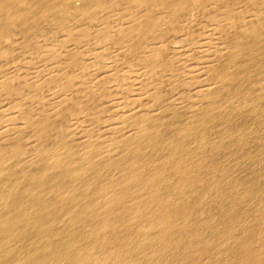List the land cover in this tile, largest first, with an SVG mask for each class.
Instances as JSON below:
<instances>
[{
    "label": "rangeland",
    "instance_id": "obj_1",
    "mask_svg": "<svg viewBox=\"0 0 264 264\" xmlns=\"http://www.w3.org/2000/svg\"><path fill=\"white\" fill-rule=\"evenodd\" d=\"M28 1H30L29 5H28ZM45 1L47 0H44V2L43 0H27V3L25 5L26 8L28 6L29 9L31 8L33 9L29 10V9L23 8L24 11L26 10L27 15L25 14L22 20L26 18L27 20H24L21 23H18L17 24L18 27L15 25H14L15 27L13 26L12 28L13 34L14 35L17 34V35L14 37V35L10 33L11 35H6L7 37L4 36L5 37V38L3 37L4 39L1 38V40H4L3 42L0 40V42H2L0 43V84H1L0 85V166H3L2 168H5L4 171H2L0 174V188H2L5 185H10L12 183L11 181L15 182L18 180L17 182H15L16 187L15 185L13 186V188L15 187V189L13 190L14 193H11L10 197L6 196L5 197L6 199L2 197L1 195L3 194L1 193L4 191V187L0 189V201L2 198H4L2 199V202H4L3 200L6 201L8 199V202H10L12 206L14 205L16 206V202H17V205L19 204L21 205L22 202H24V204L33 203L32 206L35 203V205L32 207V209L34 210V212L32 211L33 214L35 215V212L39 213V218L41 217L44 218L45 216V220L42 219L43 221L42 220L40 221L41 226L40 225L38 226L36 224L38 227L36 225L33 227L30 224L25 225L23 224L22 221H21L22 223H20V220L19 221L14 220V221H18L19 223L18 222L17 223L19 225L16 222H14L7 226H4V225L1 226V221H0V239L2 238L0 240L1 241L0 242V261H1L0 263L1 264H13L14 260L20 258L24 254L27 255L30 253L31 254L36 253L37 255L34 257V261H32L34 262L33 264H37L38 262H39L38 264H43V263L45 264L47 261L49 262L51 260L53 261L49 262L50 264H54V262L55 264H69V263L73 264L74 257L77 255L76 253H78L77 251L78 249L79 250L87 249V251L89 250L88 253L92 256L93 248H90L91 249L90 250L89 248L84 247V246H88L87 242L89 241L91 236L89 235V237L88 236L86 237L85 234L88 235L87 230L89 231V229H91L92 226L95 225L93 223H98L101 221L102 222L105 221L106 222L105 224L108 223L107 224L108 226L110 223V226L109 227L107 226L108 229L105 231L106 233L104 232V230H102L103 227L100 230L99 226L97 227L96 225L94 226V229L97 228L98 230L97 229L94 230L92 228L91 233L93 234V230H94L95 232H97V233L94 232L95 235L100 233L97 235L98 238H102V239L107 238L106 240L110 239L108 241L111 246L110 245L109 247L107 246L106 247L107 249L95 248V251H94L95 253L93 252L94 256L95 254L97 256L99 255L98 258L101 260L102 264L104 261L108 262L107 259L104 260L105 256L107 257V254H106L107 250L109 251V248L111 249L112 245H114V242L117 241V239L119 240L123 239V243L125 244L124 246L126 250L125 249L122 250L121 255H122V261L123 260H125V262L127 261L126 264L127 263L131 264L130 257H132L133 259L137 258L135 260L141 261L142 258H144V256L147 259L144 258L142 262H144L146 259V262L149 263L152 260H154L155 255L157 253L158 254L156 255L155 260L149 264H152V263L158 264V261H159V264H166V263L167 264H177V263L178 264H188V263L193 264L196 262L197 259H198L197 260L198 262H200L201 260V264H215L218 262L219 264H222V263L230 264V261L232 264V261L235 259V254L239 252V249L242 250V248L245 245V242L248 241V239H250L251 241V239L254 240L253 237L256 238L254 240L255 246L257 245L256 248L259 246L258 244H256V242L261 243L260 245H264V241L261 242V240L264 238L263 236L264 231H262L264 230V227H263L264 226V219H263L264 218V0H249L250 3L245 2L247 0H244V1L243 0H219V1L218 0H211V1L210 0H206V1L197 0V2L196 1L194 2L193 0L192 2L197 4V6L191 2L189 5L186 6L187 10L185 9L182 12L183 14L181 13L179 15H174L176 19L174 18V16H169V18L171 17V19H169L168 15H166L164 11L162 10L160 11V9L158 8L160 7L161 2L158 0L157 1L154 0L153 1L154 4L151 3V5L155 6L156 10L158 9L160 12L157 13L158 10L156 11L155 8H153L154 9L153 11H155L156 13L155 12L152 13L150 12L152 11V8L150 9L149 7H148L149 11L148 9H146V11H148V13L150 12L152 14L151 16L153 17L156 14L157 16H155L154 18L156 19V24L160 22V24L162 23L163 26H160V24H158L159 27L158 25L155 26V28L153 29L155 32L152 30V32L154 33L152 36L153 38L155 36V39L152 38L153 40L151 41V38L148 37L147 40L148 41L150 40L151 42L150 41L148 42L146 40V42L149 44L144 42L145 44L140 45L141 44L140 43L138 46H141V47L137 48L135 54L129 53L130 56L128 55V50H127L128 49L127 39L123 41L122 39H118L119 37L115 39L116 38L115 36L117 35L112 32L114 29L116 30V26H119V25L121 26V22H122L121 20L123 19L122 17H124L122 15L124 13H121L120 8L117 7L118 9H116V6H115L116 4L112 3L111 0H109L110 3L108 0H103V2H100L101 7L99 4L98 6H96L97 8H94V10L90 8L91 6L90 7L88 6V4L92 3L93 0H91L90 2L89 0H87L88 3L85 0H48V3ZM34 2L36 4L37 2H39L41 5L44 4L43 7L45 6L47 10L50 7L48 12L45 11V13L46 12L47 13L44 14V11H42L43 9L42 6H40V4L38 3L39 7H37V5ZM113 2L116 3V1L114 0ZM57 3L61 7L57 6L58 5ZM31 4L33 5L31 6ZM219 4L222 6H220ZM91 5L93 8L94 7L93 4ZM108 5L109 6L114 5L112 6L113 9L112 7H110L111 8L110 9ZM88 7L91 10L90 12L91 13L93 12L91 14L93 16V19H91V21L88 20L87 16L85 17V15H83L84 16L83 17L81 13L82 10H85V8H88ZM213 7L215 8V11ZM37 8L38 9L41 8V10L39 9L40 10L39 11ZM18 9L20 11V9L22 8H18ZM34 9H37V11ZM228 9L229 11H227ZM27 11H30L29 14H32V13L33 14L30 16ZM35 11L41 14L40 15L38 14L36 16ZM111 12L114 15L115 13H118V15L117 14L116 15L119 16L120 20L119 19L118 20L121 22L117 20V16H115L116 17L115 19L114 16H112L113 14H111ZM42 13L44 14L45 17L42 16ZM120 13L121 15H119ZM160 13H161V16L163 15L162 16L163 21H165L164 19L168 20L167 22L165 21L166 24H164L165 22L164 23L162 22V18L159 19ZM78 14H81V16ZM109 14L110 16H112V18L110 16L108 18ZM222 14H224V16ZM33 16H34V19L32 20L31 17L33 18ZM39 16L43 18L41 19V17ZM103 16L104 17L106 16L105 17L106 20H104ZM176 16H179L180 19L179 18L177 19ZM156 17H158V19ZM110 18L111 20L113 19L112 21L114 24L116 23L115 25L113 23H112L113 25L109 24L110 21L108 20H110ZM78 19L82 21L81 22L82 24L83 22L85 23L84 25L86 29L82 27L84 25L78 22ZM224 19H225V22H224ZM75 20H77L76 24H79V25L81 24L80 25L81 27H79L82 30L81 34L79 32L80 29H78L79 25H75L73 23L75 22ZM103 20L105 22H103ZM158 20L159 22H157ZM219 20H221L223 24ZM230 20L231 22H229ZM169 21L171 22V25ZM224 23L225 24L232 23V25L230 24L231 30L228 29L229 32L227 33L223 32L224 34L222 33V31H220L221 33L220 35L217 29L218 28L220 29L221 26L224 25ZM218 24H219V27L217 26ZM108 25H109V28H108ZM21 28L24 30H22ZM156 28L157 29L160 28V30H157ZM75 29L77 30L75 31ZM155 29L158 31V33H156ZM20 30H22L21 31L22 33L20 32ZM103 30L105 33L103 32ZM244 30H248V31L250 30V33L246 35L249 37H243V34H241V32ZM99 31H102L100 32L101 35L99 34V36L97 35L96 37L95 35L98 34ZM66 32H67V35H66ZM71 33H73V35L74 34L82 35V37L79 36L82 38V39L81 38L79 39V42L80 40L81 42L78 44V42L76 41L78 45H74L76 43L73 41V38L76 35H74L73 38H71L72 36ZM103 33L107 36H105ZM83 34H84L85 39H83L84 38ZM87 34L89 35L87 36ZM226 34H228V36H224ZM18 35H21V36L23 35V36L21 37ZM103 35L106 38H110V39L111 37L112 38L114 37L116 41H114L113 39H111L113 40L111 41L109 39L110 42L106 43L108 41L105 42V40L107 39H105ZM239 35L243 37L242 40L239 39L240 43H238L239 41H237L238 47L232 51L233 54L229 53L230 56L233 57V61L228 66H224L226 64L223 65L222 60L224 58L225 59L223 61L228 60V58L226 59V57H228L226 53L227 51H229L228 49L231 48V46H228V45H233L232 41L235 39V37L236 39L234 40V43H236V40L240 37ZM100 36H101V39H103L104 37L103 41L106 43V44L104 43V46L102 44L103 41L100 40ZM220 36H222L223 38ZM6 38L8 39L11 38L12 40L10 39L8 40ZM17 39L18 40L21 39V40L17 42ZM74 39H76V37ZM6 40H8V42ZM117 40H121L122 42L117 41ZM21 41L23 42V44ZM124 41H126V43ZM115 43H117L116 45L121 44L123 45V47H121V45L120 47L119 45L116 46ZM146 44L147 46H145ZM70 45H74L75 49L73 46L72 48ZM104 47H106V49ZM118 48H119V52L125 49L126 50L125 52L127 54L124 51L119 53L117 50ZM142 48L143 49L147 48L146 50L148 52L146 50H143ZM64 49L65 50L67 49V50L65 51ZM70 49L75 50L74 51L75 53L73 54L69 53L70 56L74 55L76 57V60L74 57L75 62L72 64L71 63L69 64L70 56L69 54H67L68 50ZM204 49H206V51ZM113 50L115 51V53ZM149 51L150 52L154 51L158 54L154 59H151V60L146 59L147 58L146 56L149 55L150 53ZM116 52L118 53L116 54ZM146 52L147 54L145 55ZM203 52L204 53L209 52L211 53V55L212 53H214L215 54L213 55L214 59L216 55H217L216 59H218L221 53L224 55V57L223 56L221 57L222 60L221 58H219V60H216L215 61L216 65L213 62H210L209 61L210 59H209L207 61L208 63L207 65L205 64L207 60L206 59L207 54H204ZM218 52H221V53L218 54ZM137 53L141 56H139ZM143 55L145 56L143 57ZM61 56H63L65 60L63 57H62L63 59L59 58ZM77 58H81V59H77ZM125 61L127 62L125 63ZM135 61H137L138 63L137 62L135 63ZM218 61H221V62H218ZM129 62H130V65H129ZM66 63H67V66H66ZM149 63L153 66H151ZM74 64L77 65V67ZM146 64L148 65L149 68L146 66ZM200 65L201 66L207 65L209 66V68L208 67L204 68L202 66L203 68L202 70ZM219 65H223V68L222 67L219 69L216 68ZM198 68H201L202 71ZM221 69H223V72H224L223 74L225 73L227 74V75L226 74L224 75L225 76L224 78H226V76L228 77H227V80L223 79L224 81L222 80L219 82V80H217L216 75H217V71L218 70L221 71ZM209 70H211L212 72ZM58 72H59V75H56V73ZM205 72L206 74H204ZM78 73H81V74L78 75ZM55 77L57 78L55 79ZM59 80L60 81L62 80L61 84L63 83V86L60 84V82H58V84L61 85L62 87L61 86L58 87V85L53 86L54 84H57L56 82ZM2 81L5 85L1 83ZM40 85H43L45 87L43 88ZM127 86H129L130 88ZM35 87L36 89L39 90L38 92L35 91L34 89ZM2 89H5L3 90L5 91V93L2 91ZM71 89H73V91ZM57 90H60L59 93ZM63 90H66V91H63ZM32 91H35V92L32 93ZM83 92L85 93V95L83 94ZM53 94H57L58 96L60 94V96L56 97ZM86 99H89V100H86ZM207 108H208V111H207ZM201 112H203L202 115L204 114L203 115L204 117L201 115ZM123 113L125 115L124 116L125 120L124 118H121V115H123ZM198 113H200V115L202 116V118L200 117V121L199 119H197L199 118ZM117 115L118 117H115ZM40 117H42L43 129L40 132L39 144H37L38 146L36 145V148L33 149L34 144L33 146H31L32 137L30 135L32 133L29 130L30 129L29 126L32 123L37 122L40 119ZM194 117H196V119ZM120 122H123V123H121L120 125ZM130 129L131 131H129ZM126 131L127 133H130V134H127ZM68 132L72 133L73 135H76V137L73 139H68L66 137V133ZM136 132H139V133H136ZM137 134H138L139 139L136 137ZM125 137L126 138L132 137V138L126 139ZM134 138H136L137 141L138 140L139 141L138 142L135 141L136 139ZM129 139L130 141H128ZM157 140L159 142H157ZM121 141L122 143L123 142L124 143L122 144ZM29 142H31L30 143L31 145L29 144ZM128 143L130 144L132 143V145L135 147L137 146L139 148V151H141V153L139 151L131 152L129 149L128 151L129 154H128V152L126 151L128 150L127 147H129L130 145ZM54 144H56V146H62L64 148L62 149L63 151L61 153L62 158L64 157L67 158V159L64 158L65 160H67V162L71 160L68 163V165L64 167L66 170L68 169L67 170L68 174H70L69 173L70 171L74 172V171L82 170L80 171V174L78 175L79 177H77L78 180L76 178L77 181L71 180V177L70 176L68 177L67 175H66L67 178L66 177L63 178L62 176H60V174H57V175L55 174L57 172L53 170L54 167H51L52 164H54V162L51 161L50 163V158H48L49 155H47L48 153H51V149L55 147ZM124 144L127 145L126 149H124L125 148ZM172 147H174V149ZM172 153H173L174 158L176 157L178 158L181 154H183L181 156H184L183 161H185L184 162L185 168L188 167L186 166V164L189 163L188 165L190 169L192 168V170H194L193 173L198 174L196 176L197 177L199 176V178H201L202 181L204 180V183L202 184L197 183L196 185V183L190 184L187 181L188 186H186L187 188L184 189L185 192L184 191L179 192L177 189L173 190L174 184L176 183L178 184L181 181L177 179L179 175L178 176L176 175L177 178L175 179L176 176L172 174L173 177L175 176L173 178L170 175L171 171L165 169L167 168L168 162L170 163L169 160L172 159V157L169 156V154L172 155ZM136 154L138 155L140 154V156ZM105 157L108 160L103 159ZM45 158L47 159L49 163L46 162ZM105 160L107 162H105ZM127 162H130V163L135 162L136 166L134 165V167L131 169L128 166L129 163ZM139 162H142V163H139ZM134 168H136L137 170ZM48 169L50 170V172H48L49 171ZM154 169H155V172H157L158 174L161 173L159 176L161 177L160 178L161 186H159V189L157 191H159L161 196H163L164 193L166 194L170 193V195L172 194L171 199L177 198V200L175 199L174 200L177 201V203H179V206L176 203L171 204L169 208L167 206L165 208V211H167L168 209H169L168 211H173L171 209L174 207V205H177V207L182 211L181 213L188 210V212H190L189 214L190 216L187 217V220L190 218L189 221H187L188 228L192 230L196 228V230L198 231V235H200L198 237L199 242L198 243L196 242L197 246L198 244L202 246L201 243L205 241L206 239L213 242V244H211L212 246L208 248L204 247L205 249L200 246L198 247L199 249L201 248L200 253L198 252L199 254L195 253V255H193L194 253L192 252L190 253L188 251L187 248L189 246L187 247L186 244H182V249L180 248V250L179 248H177L176 250H179L177 252L176 250L174 249L172 250L171 248L170 250H167L168 248H165V247L163 248L162 250L163 252H162L161 251L162 247H160L162 245L158 244V242L156 244L154 243L153 246H152V242H149L150 243V246H148L149 249L147 247L144 248V245L147 246V244L149 245V243L147 242L140 243L139 240H138L139 242L138 241L136 242V240L134 239H137L139 236L142 238L143 232H139L137 231V229L135 230L134 225L136 224L133 223V225H131L132 223L127 222L126 218L125 217L123 218L124 215L122 214L123 212L128 213L127 212V209H129L128 206H130L131 208L132 204L136 201L135 198H138L141 196L140 190L137 187H134L135 185H128L129 186L128 189L130 190V193H128L127 196H124L123 199L122 198L119 199V202L118 201L115 202L116 204L113 206V209L116 212L114 211L112 212L113 217L110 215L111 213L106 214V215L103 214L104 212L102 211V207L104 205V202L108 200V198L106 197L108 195H111V193L117 194L114 191L115 189L117 190L118 193L120 190L122 191V189L125 190V188L122 185H120V181L122 180L120 179V177L122 178L128 177L126 175L131 174L132 170H134L135 173H138L144 176L145 174H149V172L151 173L152 171H154ZM195 169H197L198 172L197 170L195 172ZM129 171L130 173H128ZM81 172H84L85 174L82 175ZM29 173L32 174V176L34 175L32 179H36V178L37 179L33 181L30 180L31 176H28L30 175ZM58 175L60 179L57 178ZM80 175H82L81 178H80ZM164 175H166L165 178L163 177ZM170 176L173 180L170 178ZM181 177L183 178L184 176H181ZM25 179L28 180L29 183ZM179 179H181L180 176H179ZM7 180L9 181L7 182ZM31 182H33V185H31ZM29 184L31 187L33 186L32 192L30 191L31 187H30V190H28L31 193L26 192L27 191L26 189L29 187ZM108 184L109 186L112 184L111 186L112 188H109ZM85 185L88 186L87 187L88 189H86L85 191H82V189L84 188L83 186ZM113 185H115L116 188L113 189V187H115ZM53 186L54 188L56 186V189L60 187L58 192H53ZM202 186L204 187L201 188ZM70 188L74 192V195H72L71 197H69L71 195V194L69 195V193L72 192ZM102 188L103 190H101ZM131 188L133 189L131 190ZM135 188H137L136 190H139L138 191L139 193H137ZM95 190H96V193H95ZM46 191L48 192L46 193ZM174 191H177L178 193L176 192L175 194ZM51 192H53V194ZM26 193H28V195ZM13 194L14 196L16 195L18 198L16 196L14 198ZM43 194L46 196L45 198ZM37 195L39 196L38 197L39 200L37 198ZM60 195L62 196L64 195L66 197L68 196V198H66V202L65 201H63L62 203L60 202L61 205H59L60 203L58 202L59 201L58 198ZM53 196L55 197V199ZM155 196L156 195H154V198ZM94 197L96 198L98 197V198L96 199ZM125 197L128 198V200L130 199L131 201L129 200L128 201L129 203H128ZM11 198L14 200H12ZM69 198H71V200ZM90 198L92 199L94 198L93 201L95 199L96 200L94 201L95 203L91 201V203L93 202V204L90 203L89 205L91 207L90 206L88 207L87 205L88 201L92 200ZM154 198L152 197V199ZM36 199L37 201H35ZM133 199L134 201H132ZM102 200H105V201L103 202ZM42 201L43 203H45V205L42 203ZM122 201L125 202V204ZM155 201H156V198H155ZM13 202L15 204H13ZM126 202L128 203V206L126 210L123 209L122 211L121 210L122 208L120 206L122 205L123 207L124 205H127ZM2 204L0 205V207H3V208H0V219L1 220L3 216L6 217L7 213H8L7 216H9L8 218L10 217L15 218L17 217V214H18L17 212L21 210L20 206H18V208L16 207L18 210L15 207L12 208V211L10 207H7V210H6V207L2 206ZM24 204H22V207H24L23 206ZM119 204L121 205L119 206ZM186 204L189 207H187ZM47 205L48 206L51 205V206L48 207ZM75 206L79 207L80 209L78 208L75 209ZM8 208L10 209L12 213L8 211L9 210ZM82 209L84 212L86 211V209H88L87 210L88 215L91 214L90 215L91 217L88 216L90 219L87 218V220H85L86 217L79 218L77 220V222L79 221L78 223L76 221H72L73 217H75L76 215L78 216V215L83 214L81 213L83 212ZM38 210H40L41 212L40 211L38 212ZM98 210H100L103 216L99 214L100 212ZM117 212L121 213L123 216H121ZM67 213H69V215H66ZM87 213L85 214L87 215ZM97 213L98 215L96 217ZM260 213L261 215L263 213L261 217H260ZM71 214L73 215V217ZM19 215L20 214H18V216ZM46 216H48V219H46L47 218ZM52 216L53 218H51ZM99 216L100 218H98ZM178 216L180 217V214ZM178 216L176 217L175 221L177 220V218L178 220L179 219L181 220L182 216L180 218ZM94 217L95 219H93ZM122 218L124 221L122 220ZM146 218L147 219H145L144 217L145 220H143V222L146 225L148 223H153V222H147V220L150 221L148 219L150 217H146ZM84 221H86V223ZM73 222L75 225L73 224ZM139 222L141 223L142 220ZM229 223L232 227L231 233H224L223 235L222 232L225 230V227L226 229H230V225H228ZM20 224H22V227ZM66 225L69 227L71 226L74 230L72 228H68ZM247 226L249 228H255L256 226L255 230L259 228V230L262 231L263 235H261V231H259L258 229L256 231L254 230L251 232V234L253 233L252 235L255 234V236L253 237L250 234V232L249 234H247L246 232L244 234V231H245L244 229L247 228ZM126 227H128L129 229ZM233 227H234V231H233ZM7 228H8V231H7ZM30 228H31V231H30ZM125 228L126 230H124ZM34 229H35V232L33 233ZM52 229H56V230L52 231ZM63 229H66V230H63ZM99 230L102 231V233ZM12 231L14 232L13 234H12ZM144 232L146 236L147 232L146 231ZM255 232H258V233L260 232V235H258V233H255ZM114 233H116L117 235H115ZM140 233L142 234L140 235ZM177 233L178 232L176 233L174 232L173 233L174 235L172 234L170 236L171 239H175L176 237L179 238L180 234H181L180 237H182L183 233H180V232L179 234ZM82 234H83V237H82ZM118 234L119 236L120 235L123 236L125 239L121 236H120L121 238H119ZM100 235L102 237H100ZM207 235H209L210 237ZM214 235H216L215 238H214ZM246 235L248 236L251 235V236L248 237ZM18 236H20V238ZM64 236L66 237V239ZM125 236L129 239H132L133 241L132 240L129 241L127 239V242L129 243L128 244L125 241L126 240ZM147 236H148V233H147ZM172 236H174V238ZM183 236H185V234ZM261 236L263 238H261ZM14 237H17V238H14ZM80 237L85 238V240L83 239L82 241ZM114 237L117 239H115ZM243 237H246V238H243ZM202 238H204L205 240H203ZM64 239L65 240L72 239V240H69V242L72 243L71 244L72 246L69 245L70 250H68L69 249L68 247L63 246L65 243L63 242ZM216 239L219 243L217 241H214ZM242 239L245 240L244 243ZM12 241H13V244H12ZM80 241L82 242L80 243ZM44 243L46 245H48V243L49 245L51 244L53 245L55 244V245L54 247L52 245L51 247H46ZM77 244L80 246H78ZM6 245L7 246L9 245L8 246L9 248ZM60 245L62 246L63 249L61 248ZM241 245H243L242 248H241ZM34 246H36L37 248L39 246L40 249L42 246V249H41L42 251L37 248L35 249ZM156 246L160 248L159 250L161 252L158 249H157V252L155 253H153L152 250L150 251L151 248L153 250L157 248ZM44 248L45 249L50 248V249L48 251V250H45ZM226 248L230 250L228 251ZM6 249H7V253H6ZM56 249H58V251L61 252L59 253V258H58V254H57V257L55 255L56 252L58 253ZM64 249L68 252H66ZM36 250L38 253L36 252ZM63 250L65 251V253H63L64 252ZM74 250L76 252H74ZM99 250L100 252L102 250L103 251L100 253L98 252ZM171 250L173 251V253H171L172 252ZM235 250H238V251H235ZM126 252L128 253L126 254ZM145 252H147L148 254L146 255ZM69 253H72L73 255L74 254L75 255L73 256V255H70ZM102 253L103 255L105 254L106 255L103 256ZM132 254H135V255H132ZM150 254H152V256H150ZM191 254L193 255V257ZM214 254H215V257H214ZM51 255L52 256L54 255V256L51 257ZM60 255H62V258ZM162 255L164 257H162ZM68 256H71V257H68ZM23 257H26V256L24 255ZM42 257H45L46 260L45 262L44 260L43 262L41 260V263H40V259ZM157 257L159 258L157 259ZM45 258H42V259H45ZM163 260H165V262ZM125 262L123 261L122 263L125 264ZM105 264H113V263L108 262Z\"/></svg>",
    "mask_w": 264,
    "mask_h": 264
},
{
    "label": "bare ground",
    "instance_id": "obj_2",
    "mask_svg": "<svg viewBox=\"0 0 264 264\" xmlns=\"http://www.w3.org/2000/svg\"><path fill=\"white\" fill-rule=\"evenodd\" d=\"M86 2H87V0H85ZM91 0H89V2H90ZM109 1V0H108ZM112 1V3H114V4H116L115 6H116V9H118V8H120V10H121V13H124L122 16H124V17H122L123 19L121 20V21H119L120 20V18H119V16H117L118 15V13H115V15L111 12V14H113L112 16H114V18L116 19V17L115 16H117V20L119 21V22H121V26L119 27V26H116V30L114 31L113 29H111V30H113L112 32L113 33H115L117 36H115V35H113V36H115L116 38L115 39H117L118 37V39H122V41L123 40H126L127 39V42H128V45H127V50H128V55H129V53L130 54H135V52H136V50H137V48L138 47H141V46H138L140 43V45H143V44H145L144 42H146V40H147V38L149 37V38H151V41L153 40V39H155V36H154V38H153V32H152V30L155 28V26H157L158 24H160V22H159V20L157 21V22H159L158 24H156V19H154L155 18V16H157L155 13V11H153L154 9L153 8H155V10H156V7L155 6H152L151 5V3L152 4H154V0H114V1H116V3L115 2H113V0H111ZM155 1H157V0H155ZM158 1H160L161 2V4H160V7H158L159 9H160V11L162 10V11H164L165 13H166V15H168V18H169V16H174V15H179V14H181L185 9H186V6L187 5H189L193 0H158ZM197 2V0H194V2ZM206 1V0H205ZM211 1V0H210ZM209 1V2H210ZM219 1V0H218ZM244 1V0H243ZM40 2V1H39ZM39 2H37V7H39L38 5L40 4ZM43 2H44V0H43ZM45 2H47L48 3V0L47 1H45ZM58 2V1H57ZM100 2H103V0H93V2L92 3H89L88 4V6L92 9V10H94V8H97L96 6H98L99 4H100V7H101V3ZM105 2H107V1H105ZM194 2H192V3H194ZM212 2H214V1H212ZM240 2V1H239ZM245 2H249V0H247V1H245ZM26 3H27V0H0V40H1V38H3L4 36H6V35H11V34H13V31H12V28H13V26L15 25V26H17V24L18 23H21L22 21H24V20H27V18H26V16H25V18L26 19H24V20H22L23 19V17H24V15L26 14V10L24 11L23 10V8H25V9H29L28 8V6H27V8H26ZM29 3H30V1H28V5H29ZM33 3V4H34ZM39 3V4H38ZM42 3V2H41ZM88 3V2H87ZM109 3H110V1H109ZM199 3H201V2H199ZM250 3V2H249ZM33 4H31V6L33 5ZM50 4V3H49ZM58 4V3H57ZM65 4H67V3H65ZM91 4H93V8H92V5ZM195 4V3H194ZM205 4V3H204ZM216 4V3H215ZM43 5L44 4H40V6H42V11H44V14H46L47 12H48V10H49V8H48V10H47V8L45 7H43ZM64 5V4H63ZM75 5V4H74ZM149 5H151V6H149ZM196 6H197V4H195ZM220 5V4H219ZM50 6V5H49ZM52 6V5H51ZM57 6H60L59 4L57 5ZM112 6H114V5H112ZM112 6H109L108 5V7L110 8V7H112ZM211 6V5H210ZM220 6H222V5H220ZM224 6V5H223ZM35 7V6H34ZM61 7V6H60ZM73 7V6H72ZM81 7V6H80ZM89 7L88 8H85V10H82L81 11V13H82V16L83 15H85V17L87 16L88 17V20L89 21H91V19H93V16L91 15L92 13L90 12L91 10L89 9ZM118 7V8H117ZM148 7L151 9L152 8V11H150V12H155L154 14V17L153 16H151L152 14L149 12L148 13V11H149V9H148ZM207 7H208V5H207ZM217 7V6H216ZM16 8V9H15ZM18 8H22V9H20V11H19V9ZM53 8V7H52ZM75 8V7H74ZM82 8H83V6H82ZM108 8V9H109ZM214 8V7H213ZM222 8V7H221ZM31 9H33V8H31ZM31 9H29V10H31ZM38 9V8H37ZM37 9H34V10H36L37 11ZM40 10H41V8H39ZM38 9V10H39ZM81 9V8H80ZM111 9V8H110ZM112 9H113V7H112ZM146 9H148V11H146ZM39 10V11H40ZM115 10V9H114ZM158 10V9H157ZM156 10V11H157ZM187 10V9H186ZM35 11V12H36ZM45 11H47L46 13H45ZM52 11V10H51ZM76 11V10H75ZM78 11H80V10H78ZM109 11H111V10H109ZM159 10H158V12L157 13H159L160 12ZM214 11H215V8H214ZM227 11H229V9L227 10ZM28 12V14L30 13V11H27ZM32 12V11H31ZM34 12V13H35ZM72 12V11H71ZM193 12V11H192ZM221 12V11H220ZM219 12V13H220ZM76 13V12H75ZM121 13L119 14V15H121ZM204 13V12H203ZM213 13V12H212ZM216 13V12H215ZM217 13H218V11H217ZM226 13V12H225ZM33 14V13H32ZM32 14H29L30 16L32 15ZM36 14V16L39 14H41V13H35ZM44 14L42 13V16H44ZM73 14V13H72ZM107 14V13H106ZM117 14V15H116ZM164 14V13H163ZM183 14V13H182ZM27 15V14H26ZM49 15V14H48ZM52 15V14H51ZM57 15V14H56ZM78 15H80L81 16V14H78ZM160 16H159V19H161L162 18V22L164 23L165 21L167 22L168 20H166V19H164L165 21H163V15L161 16V13L159 14ZM201 15V14H200ZM223 16H224V14H222ZM222 15H221V17H222ZM229 15V14H228ZM29 16V17H30ZM35 16V17H36ZM68 16V15H67ZM91 16H92V18H91ZM109 16H110V14L108 15V18H109ZM112 16H110L111 18H112ZM29 17H28V19H29ZM39 17H41V16H39ZM38 17V18H39ZM45 17V16H44ZM56 17V16H55ZM84 17V16H83ZM104 17V16H103ZM106 17V16H105ZM105 17H104V20H106L105 19ZM164 17H165V15H164ZM177 17V19L179 18V16H176ZM227 17V16H226ZM43 17H41V19H42ZM78 18V17H77ZM81 18V17H80ZM79 18V19H80ZM102 18V17H101ZM111 18H110V20H108V21H110V23L109 24H111V25H113L114 23H113V19L111 20ZM157 19H158V17H156ZM167 18V19H168ZM174 18H175V16H174ZM174 18H172V19H174ZM183 18V17H182ZM217 18V17H216ZM219 18V17H218ZM228 18V17H227ZM31 19L33 20L34 19V16H33V18L31 17ZM51 19V18H50ZM72 19V18H71ZM71 19H70V21H71ZM78 19V22H82V21H80ZM103 19V18H102ZM169 19H171V17L169 18ZM176 19V18H175ZM180 19V18H179ZM222 19V18H221ZM39 20V19H38ZM52 20V19H51ZM60 20V19H59ZM87 20V19H86ZM87 20V21H88ZM103 20V22H105ZM213 20V19H212ZM227 20V19H226ZM229 20V19H228ZM29 21H30V19H29ZM45 21V20H44ZM58 21V20H57ZM69 21V22H70ZM73 21V20H72ZM77 20H75V22H73L75 25H79V24H76L77 22H76ZM118 21H117V23H118ZM161 21V20H160ZM174 21V20H173ZM219 21H221V20H219ZM27 22V21H26ZM26 22H25V24H26ZM43 22V21H42ZM47 22V21H46ZM45 22V23H46ZM166 22L164 23V24H166ZM170 22V21H169ZM175 22V21H174ZM173 22V23H174ZM224 22H225V19H224ZM229 22H231V20L229 21ZM24 23V22H23ZM36 23V22H35ZM53 23V22H52ZM65 23V22H64ZM88 23V22H87ZM94 23V22H93ZM113 23V24H112ZM218 23V22H217ZM221 23H222V21H221ZM30 24V23H29ZM59 24V23H58ZM57 24V25H58ZM66 24V23H65ZM82 24V23H81ZM80 24V25H81ZM85 23L83 22V24L82 25H84ZM90 24V23H89ZM105 24V23H104ZM116 24V23H115ZM114 24V25H115ZM220 24V23H219ZM219 24L217 25L218 27H219ZM223 24V23H222ZM232 25V23H224V25H220L221 26V30L218 28L217 29V31H219V33H220V31H222V33L224 32H229L228 31V29L229 30H231V25ZM20 25V24H19ZM22 25V24H21ZM62 25V24H61ZM71 25H73V24H71ZM74 25V26H75ZM78 26V29H80L79 27H81V26ZM107 25V24H106ZM170 25H171V22H170ZM14 26V27H15ZM73 26V27H74ZM102 26H104V25H102ZM101 26V27H102ZM160 26H163L162 25V23L160 24ZM166 26V25H165ZM165 26H164V28H165ZM18 27V26H17ZM21 27V26H20ZM28 27V26H27ZM55 27V26H54ZM58 27V26H57ZM64 27V26H63ZM72 27V26H71ZM82 27H84V29H86L85 28V25L84 26H82ZM89 27V26H88ZM158 27H159V25H158ZM157 27V28H158ZM67 28V27H66ZM76 28H77V26H76ZM108 28H109V25H108ZM156 28V29H157ZM163 28V27H162ZM22 29V28H21ZM68 29V28H67ZM74 29V28H73ZM83 29V28H82ZM91 29V28H90ZM101 29H103V28H101ZM155 29V30H156ZM245 29V28H244ZM15 30V29H14ZM17 30V29H16ZM22 30H24V29H22ZM22 30H20V32L22 31ZM54 30V29H53ZM63 30H64V28H63ZM70 30V29H69ZM68 30V31H69ZM77 29H75V31H76ZM110 30V29H109ZM157 30H160V28L159 29H157ZM156 30V33H158V31ZM19 31V30H18ZM72 31V30H71ZM88 31V30H87ZM86 31V32H87ZM96 31H98V30H96ZM106 31V30H105ZM154 31V30H153ZM161 31H162V29H161ZM160 31V32H161ZM210 31V30H209ZM30 32V31H29ZM78 32V31H77ZM79 32H80V34L82 33V30L80 29L79 30ZM84 32V31H83ZM100 32H102V31H99V33L98 34H93V35H95L96 37H97V35L99 36V34L101 35V33ZM103 32H104V30H103ZM155 32V31H154ZM11 33V34H10ZM22 33V32H21ZM23 33H24V31H23ZM63 33V32H62ZM105 33V32H104ZM103 33V34H104ZM107 33V32H106ZM223 33V34H224ZM232 33V32H231ZM250 33V30L248 31V30H244V31H242L241 32V34H243V37H249V36H246V35H248ZM72 34V36H71V38H73V36L74 35H76V34H74L73 35V33H71ZM76 35V36H74V38L76 37V39H74L73 38V41L76 43V44H74V45H78L80 42H81V40H80V42H79V39L82 37V35ZM108 34V33H107ZM110 34V33H109ZM245 34V35H244ZM14 35V34H13ZM17 35V34H16ZM16 35H14V37L16 36ZM26 35V34H25ZM24 35V36H25ZM29 35V34H28ZM66 35H67V32H66ZM70 35V34H69ZM89 34H87V36H88ZM105 35V34H104ZM103 35V36H104ZM156 35V34H155ZM220 35H221V33H220ZM233 35V34H232ZM18 36H21V35H18ZM23 36V35H22ZM21 36V37H22ZM78 36V37H77ZM79 36H81V37H79ZM86 36V37H87ZM102 36V37H103ZM105 36H107V35H105ZM104 36V37H105ZM109 36V35H108ZM152 36V37H151ZM224 36H228V34H226V35H224ZM240 37L238 38V36H237V40H236V43H234V40L236 39V37H235V39L232 41V43H233V45H228V46H231V48H229L228 50L229 51H227V53H226V55H228V57H226V59L228 58V60H225V61H223L222 60V56L224 57V55L221 53V52H218V54L219 53H221V55H219V58H221V60H222V62H223V65L224 64H226V65H224V66H228L232 61H233V57L232 56H230V54L229 53H232V51L235 49V48H237L238 46V43H240V40L239 39H241L242 40V38L243 37H241V35H239ZM7 37V36H6ZM20 37V38H21ZM69 37V36H68ZM83 37H84V34H83ZM104 37H103V39H104ZM220 37H222V36H220ZM231 37V36H230ZM234 37V36H233ZM5 38V37H4ZM3 38V39H4ZM30 38V37H29ZM70 38V37H69ZM153 38V39H152ZM156 38H157V36H156ZM223 38V37H222ZM224 38H226V37H224ZM228 38V37H227ZM6 39H8V38H6ZM10 40H12L11 38H9ZM8 39V40H9ZM34 39V38H33ZM82 39V38H81ZM83 39H85V37L83 38ZM103 39H101V36H100V40H102L103 41ZM105 39H107V40H105V42L106 41H108V42H106V43H109L110 41H109V39L110 38H106L105 37ZM111 39H113L114 41H116L115 39H114V37L112 38L111 37ZM110 39V40H111ZM233 39V38H232ZM246 39V38H245ZM8 40H6L7 42H8ZM21 39H17V42L18 41H20ZM65 40V39H64ZM67 40V39H66ZM88 40H89V38H88ZM113 40H111V41H113ZM227 40V39H226ZM247 40V39H246ZM2 42L4 41V40H1ZM25 41V40H24ZM69 41V40H68ZM72 41V40H71ZM72 41V42H73ZM78 42V44H77V42ZM117 41H121V40H117ZM121 41V42H122ZM148 41V40H147ZM150 41V40H149ZM148 41V42H149ZM150 41V42H151ZM182 41V40H181ZM237 41H239L238 43H237ZM2 42H0V43H2ZM22 42V41H21ZM73 42V43H74ZM85 42H86V40H85ZM104 41H103V46H104V43H105ZM125 43H126V41H124ZM230 42V41H229ZM13 43H14V41H13ZM105 43V44H106ZM114 43V42H113ZM120 43V42H119ZM147 43V42H146ZM18 44V43H17ZM22 44H23V42H22ZM26 44V43H25ZM64 44V43H63ZM82 44V43H81ZM117 43H115V45H116ZM147 44H149V43H147ZM147 44L145 45V46H147ZM74 45H70L71 47L73 46L74 47ZM83 45V44H82ZM94 45V44H93ZM112 45V44H111ZM119 45V44H118ZM118 45H116V46H118ZM121 45V44H120ZM120 45H119V47H120ZM24 46V45H23ZM125 46V45H124ZM149 46V45H148ZM250 46H251V44H250ZM69 47V46H68ZM68 47H67V49H68ZM72 47V48H73ZM80 47V46H79ZM88 47V46H87ZM96 47H97V45H96ZM99 47V46H98ZM101 47V46H100ZM107 47V46H106ZM106 47H104L105 49H106ZM112 47V46H111ZM121 47H123V45H121ZM24 48V47H23ZM71 48V49H72ZM108 48V47H107ZM220 48V47H219ZM26 49V48H25ZM66 49V50H67ZM70 49V50H71ZM74 49H75V47H74ZM71 50V51H73V52H71L70 50H68V52H67V54H73V53H75L74 51L75 50ZM100 49V48H99ZM104 49V50H105ZM143 49V48H142ZM147 48H144L143 50H146ZM226 49H227V47H226ZM2 50V49H1ZM65 50V49H64ZM65 50V51H66ZM118 50V52H119V48L117 49ZM205 51H206V49H204ZM211 50V49H210ZM237 50V49H236ZM18 51V50H17ZM59 51V50H58ZM70 51V52H69ZM114 51V50H113ZM122 51H126L125 49H123ZM122 51H120V52H122ZM141 51V50H140ZM139 51V52H140ZM147 51V50H146ZM207 51H209V50H207ZM212 51V50H211ZM3 52V51H2ZM118 52H116V54L118 53ZM119 52V53H120ZM138 52V51H137ZM148 52V51H147ZM147 52L145 53V55L147 54ZM150 52V51H149ZM224 52V51H223ZM225 52H226V50H225ZM61 53V52H60ZM77 53H78V51H77ZM76 53V54H77ZM105 53V52H104ZM114 53H115V51H114ZM126 53V52H125ZM198 53V52H197ZM204 53V52H203ZM234 53H236V52H234ZM2 54V53H1ZM66 54V55H67ZM70 54H69V56H70ZM95 54V53H94ZM127 54V53H126ZM138 54V53H137ZM142 54V53H141ZM157 54L158 53H156V52H154V51H151L150 53H149V55H147L146 57V59H149V60H151V59H154L156 56H157ZM201 54V53H200ZM204 54H207V56H206V63L205 64H207L208 65V63H207V61L209 60L210 62H213L215 65H216V63H215V61L216 60H219V58L218 59H216V57H217V55H216V57H215V59H214V57H213V55H215L214 53H212V55H211V53H204ZM225 54V53H224ZM233 54V53H232ZM4 55V54H3ZM3 55H1V56H3ZM104 55V54H103ZM122 55H123V53H122ZM139 55V54H138ZM145 55H143V57L145 56ZM203 55V54H202ZM225 55V56H226ZM130 56V55H129ZM137 56V55H136ZM135 56V57H136ZM139 56H141V55H139ZM159 56V55H158ZM198 56V55H197ZM63 56H61V57H59V58H62ZM74 55H71L70 57H69V64L71 63H74L75 61H74ZM85 57V56H84ZM86 57H88V56H86ZM103 57V56H102ZM133 57V56H132ZM64 58V57H63ZM62 58V59H63ZM105 58V57H104ZM106 58H107V56H106ZM123 58V57H122ZM128 58V57H127ZM131 58V57H130ZM158 58V57H157ZM77 59H81V58H77ZM91 59V58H90ZM143 59V58H142ZM235 59V58H234ZM64 60H65V58H64ZM67 60V59H66ZM75 60H76V57H75ZM123 60V59H122ZM134 60V59H133ZM71 61V62H70ZM59 62V61H58ZM79 62V61H78ZM127 61H125V63H126ZM132 62V61H131ZM137 61H135V63H136ZM139 62H140V60H139ZM152 62V61H151ZM150 62V63H151ZM218 62H221V61H218ZM68 63V62H67ZM67 63H66V66H67ZM138 63V62H137ZM149 63V64H150ZM153 63V62H152ZM201 63V62H200ZM234 63H236V62H234ZM61 64V63H60ZM107 64H109V63H107ZM107 64H105V65H107ZM140 64V63H139ZM142 64H144V63H142ZM161 64V63H160ZM211 64V63H210ZM218 64V63H217ZM75 65V64H74ZM81 65V64H80ZM79 65V66H80ZM123 65V64H122ZM121 65V66H122ZM129 65H130V62H129ZM151 65V64H150ZM159 65V64H158ZM157 65V66H158ZM163 65V64H162ZM207 65H202L204 68L205 67H208L209 68V66H207ZM223 65H219V66H217L216 68H223ZM60 66H62V65H60ZM76 67H77V65H75ZM74 66V67H75ZM124 66V65H123ZM122 66V67H123ZM145 66V65H144ZM146 66L148 67V65L146 64ZM151 66H153V65H151ZM155 66V65H154ZM201 66V65H200ZM202 66H201V68H202ZM231 66V65H230ZM92 67V66H91ZM126 67V66H125ZM147 67H145V68H147ZM164 67V66H163ZM213 67V66H212ZM84 68V67H83ZM105 68V67H104ZM149 68V67H148ZM201 68H198V69H200L201 70ZM227 68V67H226ZM163 69H165V68H163ZM199 70V71H200ZM202 70H203V68H202ZM201 70V71H202ZM217 70V69H216ZM73 71H75V70H73ZM199 71H197V72H199ZM205 71H206V69H205ZM209 71H211V70H209ZM204 72V71H203ZM212 72V71H211ZM67 73V72H66ZM70 73V72H69ZM83 73V72H82ZM224 72H223V69H221V71L220 70H218L217 71V75H216V77H217V80H219V82L220 81H222L223 79H226L227 80V77L228 76H226V78H224L225 76V74H223ZM68 74V73H67ZM74 74V73H73ZM79 74H81V73H78V75ZM204 74H206V72L204 73ZM56 75H59V72L58 73H56ZM208 75V74H207ZM227 75V74H226ZM73 76V75H72ZM84 76V75H83ZM198 76V75H197ZM200 76V75H199ZM210 76V75H209ZM78 77V76H77ZM85 77V76H84ZM215 77V78H216ZM57 77H55V79H56ZM195 78V77H194ZM207 78V77H206ZM61 79V78H60ZM69 80V79H68ZM133 80H135V79H133ZM62 81V80H61ZM61 81L59 80V81H57L56 83L57 84H54L53 86H55V85H58V87L59 86H63V83L61 84ZM75 81V80H74ZM224 81V80H223ZM58 82H60V84L61 85H59L58 84ZM71 82V81H70ZM73 82V81H72ZM185 82V81H184ZM218 82V81H217ZM1 83H3V81L1 82ZM69 83V82H68ZM125 83V82H124ZM131 83V82H130ZM129 83V84H130ZM4 84V83H3ZM67 84V83H66ZM78 84V83H77ZM137 84V83H136ZM1 85V84H0ZM5 85V84H4ZM3 85V86H4ZM65 85V84H64ZM72 85V84H71ZM75 85H76V83H75ZM131 85V84H130ZM39 86V85H38ZM40 86H42L43 88L45 87V86H43V85H40ZM61 86V87H62ZM67 86V85H66ZM69 86V85H68ZM78 86V85H77ZM85 86V85H84ZM197 86V85H196ZM2 87V86H1ZM57 87V86H56ZM57 87V88H58ZM60 87V88H61ZM65 87V86H64ZM63 87V88H64ZM127 87H129V86H127ZM131 87H133V86H131ZM190 87V86H189ZM5 88V87H4ZM53 88V87H52ZM62 88V89H63ZM66 88V87H65ZM68 88H70V87H68ZM85 88V87H84ZM130 88V87H129ZM194 88V87H193ZM35 89V91H39L38 89H36V87L34 88ZM33 89V90H34ZM40 89V88H39ZM46 89V88H45ZM3 90H5V89H2V91ZM41 90V89H40ZM55 90V89H54ZM72 91H73V89H71ZM35 91H32V93H34ZM58 91V93H59V91L60 90H57ZM62 91V90H61ZM63 91H66V90H63ZM83 91V90H82ZM4 93H5V91H3ZM56 92V91H55ZM85 92H86V90H85ZM62 93V92H61ZM73 93H75V92H73ZM82 93V92H81ZM63 94H65V93H63ZM83 94L85 95V93L83 92ZM86 94H87V92H86ZM54 96H58L57 94H53ZM53 96V97H54ZM59 96H60V94H59ZM58 96V97H59ZM150 96V95H149ZM81 97V96H80ZM88 97V96H87ZM151 98V97H150ZM77 99V98H76ZM80 100V99H79ZM78 100V101H79ZM83 100V99H82ZM86 100H89V99H86ZM77 101V100H76ZM85 101V100H84ZM151 101V100H150ZM89 102V101H88ZM80 103V102H79ZM82 105V104H81ZM78 107H80V106H78ZM74 108V107H73ZM81 108H83V107H81ZM79 109V108H78ZM203 109V108H202ZM217 109V108H216ZM204 110V109H203ZM83 111V110H82ZM202 111V110H201ZM207 111H208V108H207ZM77 113V112H76ZM79 113H80V111H79ZM202 113L203 112H201V115H202ZM75 114V113H74ZM126 114V113H125ZM197 114V113H196ZM195 114V115H196ZM199 114V118H197V119H199V121H200V117L202 118V116L204 115H200V113H198ZM127 115V114H126ZM125 115H124V113H123V115H121V118H124V120H125V117H124ZM129 116V115H128ZM127 116V117H128ZM115 117H118V115L117 116H115ZM204 117V116H203ZM120 118V117H119ZM195 119H196V117H194ZM122 121V120H121ZM198 121V122H199ZM119 122V121H118ZM202 122V121H201ZM200 122V123H201ZM121 123H123V122H120V125H121ZM119 126V125H118ZM113 127V126H112ZM30 128V129H29ZM29 130H30V132L32 133L30 136L32 137H29V138H31V140H32V143L31 142H29V144L31 145V146H33V144H34V146H33V149L34 148H36V145L37 144H39V138H40V132L42 131V129H43V122H42V117H40V119L37 121V122H35V123H32L30 126H29ZM132 128V127H131ZM129 131H131V129L129 130ZM144 131V130H143ZM186 131V130H185ZM29 132V131H28ZM29 132V133H30ZM29 133H28V135H29ZM126 133H127V131H126ZM136 133H139V132H136ZM127 134H130V133H127ZM133 134H134V132H133ZM139 135H141V134H139ZM128 136V135H127ZM126 136V137H127ZM132 136V135H131ZM134 136H136V135H134ZM133 136V137H134ZM66 137L68 138V139H73V138H75L76 137V135H73L72 133H70V132H68V133H66ZM125 137V138H126ZM137 138H138V134H137V136H136ZM141 137V136H140ZM28 138V137H27ZM124 138V137H123ZM128 138H132V137H128ZM128 138H126V139H128ZM134 139H136V138H134ZM139 139V138H138ZM150 139V138H149ZM148 139V140H149ZM198 139V138H197ZM202 139V138H201ZM200 139V140H201ZM27 140H29V139H27ZM124 140V139H123ZM122 140V141H123ZM133 140V139H132ZM155 140V139H154ZM122 141H121V143H122ZM125 141V140H124ZM128 141H130V139L128 140ZM127 141V142H128ZM135 141H137V139L135 140ZM139 141V140H138ZM137 141V142H138ZM126 142V143H127ZM157 142H159L158 140H157ZM124 143V142H123ZM122 143V144H123ZM125 143V144H126ZM124 144V149H126V146L127 145H125ZM128 144H130V143H128ZM58 145V144H57ZM38 146V145H37ZM54 148H52L51 149V153H48L47 155H49V157L48 156H46V157H48V158H50V163H51V161L52 162H54V164H52V166L51 167H54V171H56L57 173H55L56 175L57 174H60V176H62L63 178H67V176L69 177H71V180H76V178L77 177H79L78 175L80 174V171H82V170H78V171H74V172H72V171H70L69 173L70 174H68V169L66 170L64 167L66 166V165H68V163L71 161V160H69V162H67V160H65V159H67V158H65L64 156V158H62L61 156V153H62V149H64L62 146H56V144H54ZM176 147V146H175ZM128 148V150H126L127 152L129 151V149H130V151L131 152H138L139 151V148L136 146H133L132 145V143L129 145V147H127ZM173 149H174V147H172ZM122 149V148H121ZM175 151H176V149H175ZM130 152V153H131ZM140 153H141V151H139ZM173 152V151H172ZM128 154H129V152H128ZM132 154V153H131ZM136 155H138V154H136ZM175 155V154H174ZM181 155H183V154H181ZM179 156L178 158L176 157V158H174L173 157V153H172V155H170L169 154V156L170 157H172V159L171 160H169L170 161V163L168 162V164H167V168H165V169H167V170H169V171H171L169 174L172 176V174H174L175 176L177 175H179L180 176V178L181 179H179V176H178V178H177V176L175 177V179L177 178L178 180H180L179 182L180 183H176V184H174V186H173V190H178L179 192L180 191H184V189H186L187 187L186 186H188L187 184H188V182L191 184V183H196V185H197V183L198 184H202V183H204V180L202 181V179L201 178H199V176L197 177L196 175H198V174H195V173H193V171L194 170H192V168L190 169V167H189V163L188 164H186V166H188L187 168H185V164H184V162L185 161H183V157L184 156ZM67 156V155H66ZM138 156H140V154L138 155ZM177 156V155H176ZM35 157V156H34ZM103 159H106V160H108L106 157L105 158H103ZM45 160H46V162H48L47 161V159L45 158ZM49 160V159H48ZM105 160V162H107ZM130 160V159H129ZM135 160H137V159H135ZM43 161V160H42ZM134 161V160H133ZM39 163V162H38ZM43 163V162H42ZM44 163H45V161H44ZM49 163V162H48ZM127 163H129L128 164V166H129V168H133L134 167V165L136 166V163L135 162H127ZM139 163H142V162H139ZM150 163V162H149ZM164 164V163H163ZM5 165V164H4ZM45 165V164H44ZM48 165V164H47ZM108 165V164H107ZM137 165H138V163H137ZM40 166V165H39ZM3 166H0V174H1V172L2 171H4V169L5 168H2ZM138 167V166H137ZM136 167V168H137ZM140 167H141V165H140ZM162 167V166H161ZM166 167V166H165ZM192 167V166H191ZM128 168V169H129ZM136 168H134V169H136ZM156 168V167H155ZM49 169H50V167H49ZM48 169V170H49ZM52 169V168H51ZM78 169V168H77ZM138 169H140V168H138ZM158 169V168H157ZM194 169V168H193ZM70 170V169H69ZM137 170V169H136ZM161 170V169H160ZM196 170L197 169H195V172H196ZM131 171V170H130ZM130 171L128 172V173H130ZM141 171V170H140ZM158 171V170H157ZM168 171V172H169ZM33 172V171H32ZM48 172H50V170L48 171ZM53 172V171H52ZM59 172V173H58ZM72 172V173H71ZM132 173L131 174H129V175H126V176H128V177H124V175H123V177L124 178H122V177H120V179H122L121 181H120V185H122L124 188H125V190L124 189H122V191L120 192L119 191V193L117 192V190L115 189L114 191L117 193V194H114V193H111V195H108L106 198H108V200H102L103 202H104V205H103V207H102V211L104 212L103 214H110L112 217H113V211H114V209H113V206L116 204L115 202H119V199H123V197L124 196H127L128 195V193H130V190L128 189L129 188V186L128 185H135L134 187H137L139 190H140V193H141V196L140 197H138V198H135V202L132 204V206H131V208H130V206H128V201L130 200H128V198H126L127 199V202H126V204L127 205H124L123 207H122V205L121 204H119V206L122 208L121 210L123 211V209L124 210H126V208H127V206H128V208L129 209H127V212L128 213H125V212H123L122 213V211H121V213L124 215H122L121 213H119V212H117V213H119L121 216H123V218L125 217L126 218V221L127 222H130V223H132L131 225H133V223H135L136 225H134V228H135V230L137 229V231H139V232H143V234L142 233H140V235L142 234V238L140 239L139 237L137 238V239H134V240H136V242L139 240L140 241V243L142 242V243H144V242H147V243H149V242H152V246L154 245V243L156 244L157 242H158V244H160V245H162V246H160V247H162L161 248V251L163 250V248L165 247V248H168L167 250H170V248L173 250H176L177 248H179V250H180V248L182 249V244H186L187 245V249H188V251L191 253H194L193 255H195V253L197 254L198 252L200 253V249L198 248V247H200L201 245H199L198 244V246H197V243L199 242L198 240V237L200 236V235H198V231L196 230V228L195 229H189L188 228V225H187V221H189V219L187 220V217L188 216H190L189 214H190V212H188V210H186L185 212H183V213H181L182 211L177 207V205H174V207L171 209V210H173V211H165V208L168 206V208L170 207V205L171 204H174V203H176V204H178V206H179V203H177V201H175V200H177V198L174 200V199H171V197H172V194L170 195V193H168V194H166V193H164L163 194V196H161L160 195V193H159V191H157L158 189H159V186H161L160 184H161V177H159L160 176V174H158L157 172H155V169H154V171H152L151 173L149 172V174H143L144 176H142V175H140V174H138V173H135L134 172V170H132L131 171ZM137 172V171H136ZM164 172V171H163ZM167 172V173H168ZM192 172V173H191ZM197 172H198V170H197ZM31 173V172H30ZM29 173V174H30ZM82 173V175L83 174H85L84 172H81ZM125 173V172H124ZM127 173V172H126ZM139 173H141V172H139ZM34 174V173H33ZM45 174V173H44ZM67 175V176H66ZM82 175H80V178H81V176ZM28 176H31L30 178H28V179H30V180H36V179H32L33 178V176H32V174H30V175H28ZM27 176V177H28ZM122 176V175H121ZM162 176V175H161ZM165 176L166 175H164L163 177L165 178ZM171 176H170V178H171ZM181 176H184L183 178L181 177ZM26 177V176H25ZM57 177V176H56ZM173 177V176H172ZM173 177V178H174ZM20 178V177H19ZM58 179H60L59 178V175H58V177H57ZM14 179V178H13ZM163 179V178H162ZM172 179V178H171ZM12 180V179H11ZM26 180V179H25ZM77 180H78V178H77ZM76 180V181H77ZM80 180V179H79ZM168 180V179H167ZM173 180V179H172ZM9 180H7V182H8ZM18 181V180H17ZM17 181H15V182H17ZM27 182H28V180H26ZM53 181V180H52ZM60 181V180H59ZM188 181V182H187ZM12 183L10 184V185H5V186H3L4 187V191L1 193V194H3V195H1L2 197H10V195H11V193H14L13 192V190L15 189V187H16V183L15 182H13V181H11ZM57 182V181H56ZM55 182V183H56ZM70 182V181H69ZM72 182V181H71ZM82 182V181H81ZM88 182V181H87ZM176 182V181H175ZM3 183V182H2ZM6 183V182H5ZM29 183V182H28ZM27 183V184H28ZM75 183H77V182H75ZM84 183H86V182H84ZM90 183V182H89ZM107 183V182H106ZM18 184V183H17ZM73 184V183H72ZM71 184V185H72ZM100 184V183H99ZM114 184V183H113ZM173 184V183H172ZM15 185V187L13 188V186ZM31 185H33V182H31ZM107 185V184H106ZM119 185V184H118ZM51 186V185H50ZM79 186V185H78ZM91 186V185H90ZM101 186V185H100ZM99 186V187H100ZM103 186V185H102ZM112 186V184L109 186V184H108V187L109 188H112L111 187ZM113 186H115V185H113ZM121 186V187H122ZM2 187V188H3ZM19 187V186H18ZM25 187V186H24ZM30 184H29V187L26 189L27 191L26 192H29V193H31L32 192V187H31V190H30ZM36 187V186H35ZM47 187V186H46ZM59 187V186H58ZM84 188L82 189L81 187V189H82V191H85L86 189H88L87 187V185H85V186H83ZM107 187V186H106ZM195 187V186H194ZM204 186H202L201 188H203ZM2 188H0V189H2ZM39 188V187H38ZM51 188V187H50ZM60 188V187H59ZM59 188L58 189H56V186H55V188H54V186H53V192H58V190H59ZM61 188H62V186H61ZM114 188H116V186L115 187H113V189ZM120 188V187H119ZM137 188H135V190L137 189ZM191 188H192V186H191ZM24 189V188H23ZM41 189V188H40ZM47 189V188H46ZM45 189V190H46ZM71 189V188H70ZM69 189V190H70ZM97 189V188H96ZM99 189V188H98ZM133 188H131V190H132ZM167 189V188H166ZM28 190H30V191H28ZM72 190V189H71ZM77 190H78V188H77ZM100 190V189H99ZM101 190H103V188L101 189ZM110 190H112V189H110ZM139 190H136L137 191V193H139L138 191ZM168 190V189H167ZM20 191V190H19ZM35 191V190H34ZM37 191V190H36ZM52 191V190H51ZM160 191H161V189H160ZM198 191V190H197ZM21 192H23V191H21ZM25 192V191H24ZM38 192V191H37ZM48 191H46V193H47ZM53 192H51L52 194H53ZM81 192V191H80ZM108 192V191H107ZM113 192V191H112ZM158 192V193H157ZM175 192V194H176V192L177 191H174ZM185 192V191H184ZM41 193V192H40ZM60 193H61V191H60ZM60 193H58V194H60ZM64 193H66V192H64ZM77 193V192H76ZM75 193V194H76ZM95 193H96V190H95ZM134 193H135V191H134ZM178 193V192H177ZM191 193V192H190ZM18 194H19V192H18ZM21 194V193H20ZM27 195H28V193H26ZM57 194V193H56ZM71 194V195H70ZM78 194V193H77ZM76 194V195H77ZM94 194V193H93ZM110 194V193H109ZM203 194V193H202ZM31 195V194H30ZM36 195V194H35ZM69 197H71L72 195H74V192H73V190H72V192H70L69 193ZM87 195H88V193H87ZM102 195H103V193H102ZM136 195V194H135ZM154 195H156L155 196V198H156V201H155V198H154ZM13 196H14V194H13ZM16 196V195H15ZM15 196H14V198H15ZM43 196H44V198L46 197L44 194H43ZM138 196V195H137ZM136 196V197H137ZM17 197V196H16ZM24 197V196H23ZM36 197V196H35ZM39 196L37 195V198H38ZM40 197H42V196H40ZM54 197V196H53ZM76 197V196H75ZM99 197V196H98ZM97 197V198H98ZM104 197V196H103ZM102 197V198H103ZM152 197L154 198V199H152ZM4 198H2V199H4ZM18 198V197H17ZM66 198H68V196L66 197V196H62V195H60L59 196V198H58V202L60 203H62L63 201H65L66 202ZM94 198H96V197H94ZM93 198V199H94ZM96 198V199H97ZM105 198V197H104ZM103 198V199H104ZM217 198V197H216ZM2 199H1V203H0V205L2 204V206H4V207H6V210H7V207H10L11 208V211H12V208H18V206H20V211L19 212H17L18 214H20L19 216H18V214H17V217H15V218H8L9 216H7V214H6V217H4L3 216V218H2V220L0 219V221H1V226L2 225H4V226H7V225H9V224H11V223H14V222H18L19 220H20V223H22L23 222V224H30V225H32L33 227L37 224L38 226L41 224L40 223V221L42 220V219H44L45 220V216H44V218H42L41 216V218H39V213H37V212H35V215L33 214V212H34V210L32 209V207L35 205V203H34V205L32 206V204L33 203H31V204H27V203H25L24 204V202H22L21 203V205L19 204V205H17V202H16V206L14 205V206H12L11 204H10V202H8V199L5 201V200H3L4 202H2ZM6 199V198H5ZM12 199V198H11ZM26 199V198H25ZM51 199V198H50ZM54 199H55V197H54ZM70 200H71V198H69ZM88 199V198H87ZM90 199H92V198H90ZM93 199L92 200H89L88 201V203H87V205H88V207L90 206L89 204L91 203V201H93ZM95 199V200H96ZM125 199V200H126ZM180 199H182V198H180ZM179 199V200H180ZM189 199V198H188ZM12 200H14V199H12ZM16 200H18V199H16ZM20 200H21V198H20ZM24 200V199H23ZM27 200V199H26ZM38 200H39V198H38ZM43 200V199H42ZM74 200H75V198H74ZM94 200V201H95ZM101 200V199H100ZM11 201V200H10ZM30 201V200H29ZM29 201H27V202H29ZM34 201V200H33ZM35 201H37V199L35 200ZM50 201V200H49ZM85 201V200H84ZM93 201V202H94ZM121 201V200H120ZM124 201V200H123ZM122 201V202H123ZM131 201V200H130ZM132 201H134V199L132 200ZM20 202V201H19ZM31 202H32V200H31ZM51 202V201H50ZM57 202V203H58ZM69 202V201H68ZM93 202L91 203V204H93ZM179 202V201H178ZM42 203H43V201H42ZM42 203H40V204H42ZM47 203V202H46ZM52 203V202H51ZM50 203V204H51ZM55 203V202H54ZM61 203L59 204V205H61ZM95 203V202H94ZM124 204H125V202H123ZM122 203V204H123ZM13 204H15L14 202H13ZM22 204H24L23 206L24 207H22ZM44 205H45V203H43ZM56 204V203H55ZM68 204V203H67ZM82 204V203H81ZM85 204V203H84ZM27 205V206H26ZM31 205V206H30ZM37 205V204H36ZM58 205V206H59ZM63 205V204H62ZM80 205V204H79ZM86 205V206H87ZM187 205V204H186ZM26 206V207H25ZM40 206V205H39ZM43 206V205H42ZM48 206V205H47ZM46 206V207H47ZM49 206H51V205H49ZM48 206V207H49ZM65 206V205H64ZM84 206V205H83ZM126 206V207H125ZM173 206V205H172ZM176 206V207H175ZM22 207V208H21ZM45 207V208H46ZM63 207V206H62ZM61 207V208H62ZM91 207V206H90ZM96 207H98V206H96ZM187 207H189L188 205H187ZM0 208H3V207H0ZM16 208V209H17ZM39 208V207H38ZM57 208V207H56ZM76 208H78V209H80L79 207H76L75 206V209ZM175 208V209H174ZM180 208H181V206H180ZM200 208V207H199ZM9 209V208H8ZM35 209V208H34ZM37 209V208H36ZM41 209V208H40ZM89 209V208H88ZM88 209H86V211L84 212L83 211V209H82V211L83 212H81V213H83V214H81V215H76L75 217H73V215H72V217H73V219H72V221H76L77 222V220L79 219V218H85V220H87V218L88 219H90L88 216H90V215H88ZM184 209V208H183ZM194 209V208H193ZM18 210V209H17ZM55 210V209H54ZM59 210V209H58ZM65 210V209H64ZM63 210V211H64ZM68 210H70V209H68ZM199 210V209H198ZM203 210V209H202ZM9 212H11L10 211V209L8 210ZM16 211V210H15ZM33 211V212H32ZM40 210H38V212H39ZM53 211V210H52ZM76 211V210H75ZM99 212H100V210H98ZM118 211V210H117ZM195 211V210H194ZM41 212V211H40ZM44 212V211H43ZM71 212V211H70ZM78 212H80V211H78ZM91 212V211H90ZM89 212V213H90ZM114 212H116V211H114ZM201 212V211H200ZM260 212H262V211H260ZM2 213V212H1ZM12 213V212H11ZM10 213V214H11ZM16 213V212H15ZM37 213V214H36ZM49 213V212H48ZM61 213V212H60ZM85 213H87V215L85 214ZM198 213V212H197ZM237 213V212H236ZM259 213V212H258ZM44 214V213H43ZM46 214V213H45ZM63 214V213H62ZM74 214V213H73ZM93 214V213H92ZM101 216H103V214H101V212L99 213ZM180 214V217H181V220L179 219L178 220V218H177V220L175 221V219H176V217L178 216ZM196 214V213H195ZM205 214V213H204ZM203 214V215H204ZM47 215V214H46ZM52 215H53V213H52ZM66 215H69V213H67ZM97 215H98V213L96 214V217H97ZM104 215V216H105ZM116 215V214H115ZM200 215V214H199ZM262 215H263V213H262ZM261 215V213H260V217L262 216ZM62 216V215H61ZM109 216V215H108ZM121 216H120V218H121ZM193 216H195V215H193ZM257 216V215H256ZM47 218L46 219H48V216H46ZM64 217H66V216H64ZM70 217V216H69ZM91 217V216H90ZM144 217H145V219H147L146 217H150V218H148L150 221H148L147 220V222H153V223H148L147 225L143 222V220H145L144 219ZM179 217V216H178ZM179 217V218H180ZM51 218H53V216L51 217ZM98 218H100V216L98 217ZM111 218V217H110ZM123 218H122V220H123ZM143 218V219H142ZM93 219H95V217L93 218ZM92 219V220H93ZM264 219V218H263ZM14 220H18V221H14ZM50 220V219H49ZM81 220V219H80ZM107 220H109V219H107ZM113 220V219H112ZM142 220V222L140 223L139 221H141ZM192 220H194V219H192ZM239 220V219H238ZM262 220V219H261ZM22 221V222H21ZM43 221V220H42ZM47 221V220H46ZM55 221V220H54ZM71 221V220H70ZM71 221V222H72ZM90 221V220H89ZM121 221V220H120ZM124 221V220H123ZM197 221V220H196ZM200 221V220H199ZM240 221H241V219H240ZM263 221V220H262ZM49 222H51V221H49ZM53 222V221H52ZM69 222V221H68ZM75 222V223H76ZM79 222V221H78ZM77 222V223H78ZM85 223H86V221H84ZM98 222V221H97ZM102 222V221H101ZM101 222H98V223H93V224H95L97 227L99 226V229L101 230V228H102V230H104V232L108 229L107 228V224H105L106 222L105 221H103L102 223ZM109 222V221H108ZM126 222V223H127ZM146 222V221H145ZM146 222V223H147ZM201 222V221H200ZM207 222V221H206ZM239 222V221H238ZM258 222V221H257ZM261 222V221H260ZM19 223V222H18ZM17 223V224H18ZM43 223V222H42ZM81 223V222H80ZM91 223V222H90ZM118 223V222H117ZM116 223V224H117ZM123 223V222H122ZM125 223V222H124ZM262 223V222H261ZM55 224V223H54ZM73 224H74V222H73ZM73 224H72V226H73ZM88 224V223H87ZM87 224H86V226H87ZM121 224V223H120ZM190 224V223H189ZM198 224V223H197ZM202 224V223H201ZM210 224V223H209ZM233 224V223H232ZM19 225V224H18ZM21 225V227H22V224H20ZM36 225V226H37ZM45 225V224H44ZM59 225V224H58ZM70 225V224H69ZM75 225V224H74ZM79 225V224H78ZM83 225V224H82ZM94 225V226H95ZM113 225V224H112ZM124 225V224H123ZM127 225V224H126ZM125 225V226H126ZM191 225V224H190ZM195 225V224H194ZM200 225V224H199ZM206 225H207V223H206ZM228 225H230V223L228 224ZM257 225V224H256ZM261 225V224H260ZM3 226V227H4ZM12 226V225H11ZM37 226V227H38ZM41 226V225H40ZM49 226V225H48ZM51 226V225H50ZM65 226V225H64ZM67 226V225H66ZM84 226V225H83ZM90 226V225H89ZM88 226V227H89ZM94 226H92V228L94 229ZM109 226H110V223H109ZM108 226V227H109ZM128 226H129V224H128ZM192 226V225H191ZM190 226V227H191ZM238 226V225H237ZM249 226V225H248ZM247 226V228H245L244 230V234H245V232L247 233V234H249V232H250V234H251V232L252 231H254L255 230V228H256V226H255V228H249ZM9 227V226H8ZM24 227V226H23ZM29 227V226H28ZM55 227V226H54ZM57 227V226H56ZM62 227V226H61ZM68 228H72L71 226L69 227V226H67ZM79 227H81V226H79ZM91 227V226H90ZM118 227V226H117ZM116 227V228H117ZM137 227V228H136ZM199 227H201V226H199ZM215 227V226H214ZM225 227V226H224ZM254 227V226H253ZM264 227V226H263ZM2 228V227H1ZM5 228V227H4ZM11 228V227H10ZM25 228V227H24ZM36 228V227H35ZM42 228H44V227H42ZM50 228H52V227H50ZM58 228V227H57ZM73 228H74V226H73ZM72 228V229H73ZM76 228V227H75ZM92 228L91 229H89V231L87 230V233H88V235L87 234H85V236L87 237H89V235L91 236V237H93V238H91L90 237V239H89V241L87 242V244H88V246H84L85 248L87 247V248H93V252L95 251V248H104V249H107L106 247L108 246L109 247V241L108 240H110V239H108V240H106L107 238H105V239H102V238H98V234H100V233H98L97 235H95V233H97V232H95L94 230H96L97 228H95L94 230H93V234L91 233L92 232ZM126 228H128V227H126ZM126 228L124 229V230H126ZM193 228V227H192ZM222 228V227H221ZM37 229V228H36ZM48 229V228H47ZM60 229V228H59ZM72 229H71V231H72ZM82 229V228H81ZM129 229V228H128ZM201 229V228H200ZM211 229V228H210ZM213 229V228H212ZM231 229H232V227H231V225H230V229H226V227H225V232L223 231L222 233H223V235H224V233H231ZM253 229V230H252ZM258 230H259V228H257ZM256 229V230H257ZM15 230V229H14ZM53 230H56V229H52V231ZM63 230H66V229H63ZM74 230V229H73ZM98 230V229H97ZM99 230V231H100ZM113 230V229H112ZM123 230V229H122ZM123 230V231H124ZM131 230V229H130ZM216 230V229H215ZM229 230H230V232H229ZM236 230V229H235ZM239 230V229H238ZM243 230V229H242ZM255 230V231H256ZM7 231H8V228H7ZM30 231H31V228H30ZM33 231V230H32ZM37 231V230H36ZM43 231V230H42ZM51 231V232H52ZM68 231V230H67ZM69 231H70V229H69ZM68 231V232H69ZM76 231V230H75ZM144 231H146L147 233H148V236H147V233H146V236H145V232ZM219 231V230H218ZM233 231H234V227H233ZM237 231V230H236ZM259 231H261V230H259ZM262 231H264V230H262ZM262 231H261V235H263L262 234ZM20 232V231H19ZM23 232V231H22ZM35 232V229H34V231H33V233ZM74 232V231H73ZM78 232V231H77ZM83 232V231H82ZM85 232V231H84ZM95 232V233H94ZM101 233H102V231H100ZM103 232V233H104ZM109 232V231H108ZM116 232V231H115ZM132 232V231H131ZM138 232V233H139ZM176 233V232H178L177 234H179V232L180 233H183L182 234V237H180L181 236V234H180V236H179V238H175V239H171V235L173 234V233ZM9 233V232H8ZM14 232L12 231V234H13ZM16 233V232H15ZM18 233V232H17ZM26 233V232H25ZM40 233H42V232H40ZM47 233V232H46ZM57 233V232H56ZM60 233V232H59ZM64 233V232H63ZM91 233V234H90ZM106 233V232H105ZM215 233V232H214ZM236 233V232H235ZM241 233V232H240ZM255 233H258V232H255ZM50 234V233H49ZM53 234V233H52ZM51 234V235H52ZM61 234V233H60ZM66 234H67V232H66ZM109 234V233H108ZM115 235H117L116 233H114ZM127 234H128V232H127ZM185 234V236H183ZM234 234V233H233ZM253 234V233H252ZM251 234V235H252ZM3 235V234H2ZM5 235V234H4ZM17 235V234H16ZM21 235V234H20ZM36 235H37V233H36ZM48 235V234H47ZM57 235V234H56ZM78 235V234H77ZM102 235V234H101ZM100 235V237H102ZM130 235V234H129ZM174 235V234H173ZM202 235V234H201ZM227 235V234H226ZM236 235V234H235ZM243 235V234H242ZM250 235V236H251ZM257 235V234H256ZM258 235H260V232L258 233ZM7 236V235H6ZM55 236V235H54ZM60 236V235H59ZM74 236V235H73ZM72 236V237H73ZM84 236V237H85ZM97 236V237H96ZM103 236H104V234H103ZM105 236H106V234H105ZM121 236V235H120ZM119 236V234H118V237L119 238H121V237H123V236H121L120 237ZM127 236V235H126ZM125 236V237H126ZM135 236H137V235H135ZM145 236V237H144ZM176 236V235H175ZM207 236H209V235H207ZM212 236V235H211ZM215 236L216 235H214V238H215ZM229 236H231V235H229ZM237 236V235H236ZM246 236H248V235H246ZM250 236H248V237H250ZM253 236H255V234L254 235H252V237ZM264 236V235H263ZM11 237V236H10ZM19 238H20V236H18ZM31 237V236H30ZM37 237V236H36ZM65 237V236H64ZM82 237H83V234H82ZM85 237V238H86ZM108 237V236H107ZM117 237V236H116ZM117 237V238H118ZM173 238H174V236H172ZM204 237V236H203ZM210 237V236H209ZM240 237V236H239ZM239 237H238V239H239ZM251 237V238H252ZM257 237V236H256ZM8 238V237H7ZM14 238H17V237H14ZM39 238V237H38ZM45 238V237H44ZM58 238V237H57ZM63 238V237H62ZM68 238V237H67ZM78 238V237H77ZM81 238V237H80ZM85 238H81L82 239V241H83V239L85 240ZM104 238V237H103ZM115 238V237H114ZM117 238H115V239H117ZM124 238V237H123ZM135 238V237H134ZM212 238V237H211ZM213 238V239H214ZM219 238V237H218ZM242 238V237H241ZM243 238H246V237H243ZM254 238V240L256 239L255 237H253ZM258 238H259V236H258ZM257 238V239H258ZM261 238H263L262 236H261ZM2 239V238H1ZM0 239V240H1ZM65 239H66V237H65ZM63 240V242H65L64 243V247L66 246V247H70L69 245H71L72 243L71 242H69V240H72V239H67V240ZM75 239V238H74ZM80 239V240H81ZM87 239V240H88ZM125 239V238H124ZM127 239L130 241V240H132V239H129V238H127L126 237V242H127ZM201 239V238H200ZM203 240H205L204 238H202ZM264 239V238H263ZM261 240V242L262 241H264V240ZM20 240H22V239H20ZM38 240V239H37ZM55 240V239H54ZM57 240V239H56ZM86 240V241H87ZM113 240V239H112ZM220 240V239H219ZM228 240V239H227ZM254 240L253 239H251V241H250V239H248V241H246L245 242V245H244V249L242 248V246L243 245H241V248H242V250H240L239 249V247H238V249H239V252L237 253V252H235V253H237V254H235V261L233 260L232 261V264H264V247H262V246H264V245H260L261 243H257L256 242V244H258L259 246V248L257 247L256 248V246H255V242H254ZM260 240H259V242H260ZM8 241V240H7ZM17 241V240H16ZM18 241H19V239H18ZM24 241V240H23ZM50 241V240H49ZM74 241V240H73ZM78 241H79V239H78ZM82 241H80V243L82 242ZM115 241V240H114ZM133 241V240H132ZM138 241V242H139ZM214 241H217V239L216 240H214ZM224 241V240H223ZM240 241V240H239ZM242 241H243V243H244V239H242ZM256 241H258V240H256ZM1 242V241H0ZM5 242H6V240H5ZM15 242V241H14ZM36 242V241H35ZM43 242V241H42ZM56 242V241H55ZM85 242V241H84ZM83 242V243H84ZM117 242V243H116ZM125 242V243H126ZM197 242V243H196ZM218 242V241H217ZM236 242V241H235ZM3 243V242H2ZM18 243V242H17ZM58 243H60V242H58ZM75 243H76V241H75ZM77 243H79V242H77ZM82 243V244H83ZM128 243V242H127ZM133 243V242H132ZM219 243V242H218ZM222 243V242H221ZM227 243V242H226ZM240 243V242H239ZM238 243V244H239ZM242 243V242H241ZM4 244V243H3ZM6 244V243H5ZM12 244H13V241H12ZM45 244V243H44ZM43 244V245H44ZM51 244V243H50ZM86 244V243H85ZM129 244V243H128ZM157 244V245H158ZM202 246L201 247H206V248H208V247H210V246H212L211 244H213V242L212 241H210V240H208V239H206L205 241H203L202 243ZM11 245V244H10ZM34 245V244H33ZM42 245V246H43ZM46 245V244H45ZM53 247H54V245L53 244H51ZM51 245H49V243H48V245H46V247H51ZM58 245V244H57ZM62 245V244H61ZM60 245V246H61ZM78 245V244H77ZM125 244L123 243V239L122 240H119V239H117V241H115L114 242V245H112V247H111V249L109 248V251L107 250V257L105 256V255H103V253H102V255L103 256H105V259L104 260H106L107 259V261L109 262V263H113V264H123L122 262L124 261L125 262V260H123L122 261V255H121V251L122 250H124L125 249V246H124ZM137 245H139V244H137ZM143 245V244H142ZM217 245V244H216ZM223 245V244H222ZM7 246V245H6ZM9 246V245H8ZM7 246V247H8ZM42 246H41V249H42ZM59 246V247H60ZM72 246V245H71ZM75 246V245H74ZM78 246H80V245H78ZM111 246V245H110ZM148 246H150V243H149V245L147 244V246H145L144 245V248L145 247H147L148 248ZM151 246V247H152ZM181 246V247H180ZM227 246V245H226ZM239 246V245H238ZM11 247V246H10ZM35 247V249L37 248L36 246H34ZM44 247V246H43ZM52 247V248H53ZM56 247V246H55ZM83 247V246H82ZM140 247H142V246H140ZM157 248H155L154 250L151 248L150 249V251L152 250L153 251V253H155V252H157V249L159 250L160 248H158V246H156ZM184 247H186V246H184ZM217 247V246H216ZM225 247V246H224ZM230 247V246H229ZM232 247V246H231ZM9 248V247H8ZM51 248V249H52ZM58 248V247H57ZM61 248H62V246H61ZM68 248H66V249H68ZM73 248V247H72ZM71 248V249H72ZM79 248V247H78ZM139 248V247H138ZM214 248H215V246H214ZM213 248V249H214ZM222 248V247H221ZM16 249V248H15ZM37 249H40L39 248V246H38V248ZM40 249V250H41ZM45 249V248H44ZM50 249V248H49ZM49 249H45V250H48L49 251ZM59 249V248H58ZM58 249H56L57 251H58ZM63 249V248H62ZM61 249V250H62ZM75 249V248H74ZM133 249V248H132ZM131 249V250H132ZM143 249V248H142ZM141 249V250H142ZM149 249V248H148ZM185 249V248H184ZM205 249V248H204ZM227 249V248H226ZM233 249V248H232ZM237 249V248H236ZM4 250V249H3ZM28 250V249H27ZM31 250H32V248H31ZM31 250H30V252H31ZM34 250V249H33ZM40 250H38V251H40ZM53 250V249H52ZM56 250H55V252H56ZM65 250V249H64ZM63 250V251H64ZM68 250H70V248L68 249ZM91 250V249H90ZM126 250V249H125ZM171 250V251H172ZM179 250H176V252L177 251H179ZM209 250V249H208ZM215 250V249H214ZM219 250V249H218ZM228 250V249H227ZM230 250V249H229ZM228 250V251H229ZM9 251V250H8ZM42 251V250H41ZM54 251V250H53ZM62 251V252H63ZM66 251V250H65ZM65 251L63 252V253H65ZM72 251V250H71ZM78 251V253H76L77 255L74 257V261H73V264H102V262H101V260L98 258V256L95 254V256L93 255V252H92V256L88 253V251H87V249H82V250H77ZM97 251V250H96ZM103 251V250H102ZM101 251V252H102ZM128 251V250H127ZM129 251H130V249H129ZM149 251V250H148ZM147 251V252H148ZM160 251V250H159ZM158 251V252H159ZM160 251V252H161ZM210 251V250H209ZM217 251V250H216ZM235 251H238V250H235ZM26 252V251H25ZM33 252H35V251H33ZM36 252H37V250H36ZM44 252H46V251H44ZM66 252H68V251H66ZM74 252H76L75 250H74ZM91 252V251H90ZM98 252H100V250L98 251ZM100 252V253H101ZM133 252V251H132ZM135 252V251H134ZM140 252V251H139ZM147 252H145L146 253V255L148 254ZM163 252V251H162ZM165 252V251H164ZM5 253V252H4ZM6 253H7V249H6ZM38 253V252H37ZM41 253V252H40ZM43 253V252H42ZM59 253H61L60 251H58V253L56 252V257H57V254H58V258H59ZM73 253V252H72ZM72 253H69L70 255H73ZM95 253V252H94ZM97 253V252H96ZM105 253V252H104ZM124 253V252H123ZM128 252H126V254H127ZM142 253V252H141ZM144 253V254H145ZM151 253V252H150ZM152 253V254H153ZM168 253H170V252H168ZM171 253H173V251L171 252ZM174 253H175V251H174ZM187 253V252H186ZM198 253V254H199ZM35 254V255H34ZM53 254V253H52ZM67 254V253H66ZM152 254H150V256H152ZM158 254V253H157ZM156 254V255H157ZM161 254V253H160ZM20 255V254H19ZM26 256V257H23V256ZM24 255H20L21 257L20 258H18V259H16V260H14V262H13V264H33L34 262H32V261H34V257L37 255L36 253H33V254H24ZM49 255V254H48ZM75 255V254H74ZM73 255V256H74ZM102 255H101V257H102ZM132 255H135V254H132ZM138 255H139V253H138ZM142 255V254H141ZM140 255V256H141ZM154 255V254H153ZM156 255H155V258H156ZM175 255V254H174ZM188 255H189V253H188ZM192 255V254H191ZM190 255V256H191ZM193 255H192V257H193ZM208 255V254H207ZM43 256H44V254H43ZM47 256V255H46ZM54 256V255H53ZM52 255H51V257H53ZM61 256V258H62V255H60ZM97 256V257H96ZM139 256V257H140ZM149 256V257H150ZM161 256V255H160ZM164 256H165V254H164ZM163 255H162V257H164ZM205 256V255H204ZM5 257V256H4ZM3 257V258H4ZM23 257V258H22ZM41 257V256H40ZM50 257V258H51ZM68 257H71V256H68ZM137 257V256H136ZM142 257V256H141ZM140 257V258H141ZM161 257V258H162ZM166 257H167V255H166ZM203 257V256H202ZM214 257H215V254H214ZM2 258V259H3ZM14 258V257H13ZM37 258V257H36ZM35 258V259H36ZM42 258H45V257H42ZM40 259V263H41V260H42V262H43V260H44V262H45V260H46V258L45 259ZM49 258V257H48ZM57 258V259H58ZM60 258V259H61ZM67 258V257H66ZM104 258V257H103ZM127 258V257H126ZM131 258V264H149V263H151L152 261H154L155 260V258H154V260H152L151 262H146V257L144 256V258H146L145 259V261L144 262H142V260L144 259V258H142V260L141 261H139V260H135V259H137V258H135V259H133L132 257H130ZM153 258V257H152ZM159 257H157V259H158ZM195 258V257H194ZM204 258V257H203ZM5 259V258H4ZM56 259V260H57ZM72 259V258H71ZM151 259V258H150ZM149 259V260H150ZM165 259V258H164ZM167 259V258H166ZM174 259V258H173ZM202 259V258H201ZM38 260H39V258H38ZM49 260H51V259H49ZM127 260V259H126ZM161 260V259H160ZM175 260V259H174ZM183 260V259H182ZM188 260V259H187ZM190 260V259H189ZM194 260V259H193ZM198 260V259H197ZM196 260V262L195 263H193V264H201V260H200V262H198ZM208 260V259H207ZM6 261V260H5ZM36 261V260H35ZM53 260H51V261H49V262H52ZM60 261V260H59ZM62 261H63V259H62ZM148 261V260H147ZM156 261H158V260H156ZM164 262H165V260H163ZM167 261V260H166ZM172 261V260H171ZM181 261V260H180ZM204 261V260H203ZM1 262V261H0ZM37 262V261H36ZM48 262V261H47ZM45 263V264H50L49 262L48 263ZM70 262V261H69ZM105 262V261H104ZM103 262V264H105V263H108V262H105L104 263ZM127 262V261H126ZM126 262H125V264H126ZM146 262V263H145ZM170 262V261H169ZM188 262H190V261H188ZM206 262V261H205ZM224 262V261H223ZM39 263V262H38ZM37 263V264H38ZM61 263H63V262H61ZM160 263H161V261H160ZM163 263V262H162ZM180 263V262H179ZM222 263V262H221ZM1 264V263H0ZM44 264V263H43ZM54 264H55V262H54ZM70 264V263H69ZM128 264V263H127ZM152 264H154V263H152ZM156 264V263H155ZM158 264H159V261H158ZM167 264V263H166ZM178 264V263H177ZM188 264H190V263H188ZM215 264H219V262L218 263H215ZM223 264V263H222ZM226 264V263H225ZM230 264H231V261H230Z\"/></svg>",
    "mask_w": 264,
    "mask_h": 264
}]
</instances>
